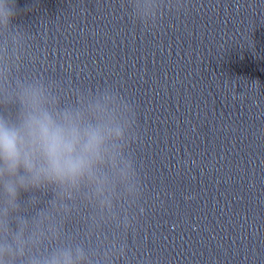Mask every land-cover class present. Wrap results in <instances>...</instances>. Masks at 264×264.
Here are the masks:
<instances>
[{"label":"clouds","instance_id":"1","mask_svg":"<svg viewBox=\"0 0 264 264\" xmlns=\"http://www.w3.org/2000/svg\"><path fill=\"white\" fill-rule=\"evenodd\" d=\"M15 16L14 0H0V27L13 26ZM0 105L17 106L14 115H0V264H16L45 238L48 212L31 221L19 215L22 194L51 189L55 209L87 188L89 199L109 213L118 185L134 194L135 167L125 152L135 114L118 92L78 95L75 104L61 106L43 83H19L11 93L0 87ZM85 261L82 247L65 246L29 256L27 264Z\"/></svg>","mask_w":264,"mask_h":264}]
</instances>
